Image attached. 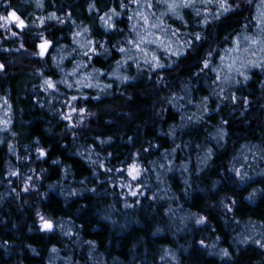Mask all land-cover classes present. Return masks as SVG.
Masks as SVG:
<instances>
[{"label":"trees","instance_id":"trees-1","mask_svg":"<svg viewBox=\"0 0 264 264\" xmlns=\"http://www.w3.org/2000/svg\"><path fill=\"white\" fill-rule=\"evenodd\" d=\"M221 2L0 0V264H264V0Z\"/></svg>","mask_w":264,"mask_h":264},{"label":"snow or ice","instance_id":"snow-or-ice-1","mask_svg":"<svg viewBox=\"0 0 264 264\" xmlns=\"http://www.w3.org/2000/svg\"><path fill=\"white\" fill-rule=\"evenodd\" d=\"M205 2H206V3H211L212 0H205ZM164 3L166 4L167 9H168L170 12H172V13L175 14V13H176V10H177L178 8H181V7H183V8H187V7L192 6V4H193V0H164ZM122 7H123V5H122ZM148 7H151V5L149 4ZM220 7H221V8H224V10L227 11V8L224 7V2H223V0H222V2H221V4H220ZM137 15H141V16H143L142 13H137ZM13 19L16 21V23H17V27H23V21L20 20V18L16 15L15 12H10V13L8 14V16H0V21H3V23L0 24V27H6L9 23L12 22ZM102 19H103V17H102ZM130 19H131V17H130ZM143 19H144V23H145V25H147L148 28H156V27H158V25H156V24H150V23H149V19H148L147 16H143ZM257 24H258V25H264V13H261V14H260V18L257 19ZM145 32H146L147 35H151V33H148V32H147V28L145 29ZM138 35H139V34H138ZM197 38L199 39V37H197ZM157 39H159V38H157ZM248 39H249L248 37H245V40H248ZM153 42H155V41H153V40H147V39H145V36H140V40H139V42L137 43V48H138V49L140 48V44H141V43H153ZM251 42H252V43H260L259 41H255V40H253V41H251ZM130 43H131V41H130ZM44 47H45L44 45L41 46L42 49H43ZM140 50L143 51V49H140ZM121 51H123V49H121ZM153 59H155V57H153ZM158 66H159V65H158ZM206 66H207V65H206ZM49 87H52V84H51L50 82H49ZM42 154H43V153H42ZM132 171H133V172L135 171V166H132ZM131 174H132V172H130V175H131ZM133 179H135V176H133ZM133 194H135V193H133ZM45 227L50 228L51 225L45 223Z\"/></svg>","mask_w":264,"mask_h":264},{"label":"rangeland","instance_id":"rangeland-1","mask_svg":"<svg viewBox=\"0 0 264 264\" xmlns=\"http://www.w3.org/2000/svg\"><path fill=\"white\" fill-rule=\"evenodd\" d=\"M3 23V21H0V24H2ZM13 26V27H12ZM5 32L7 31V30H11V29H13V28H20V27H17V23H16V21L13 19L12 20V22L11 23H9L6 27H1ZM41 44V43H40ZM38 48V50L40 51V45L37 47Z\"/></svg>","mask_w":264,"mask_h":264},{"label":"water","instance_id":"water-1","mask_svg":"<svg viewBox=\"0 0 264 264\" xmlns=\"http://www.w3.org/2000/svg\"><path fill=\"white\" fill-rule=\"evenodd\" d=\"M42 45L45 46L43 49L41 48ZM47 47H48V43H47V42H42V43L40 44V55H43V54L45 53Z\"/></svg>","mask_w":264,"mask_h":264}]
</instances>
